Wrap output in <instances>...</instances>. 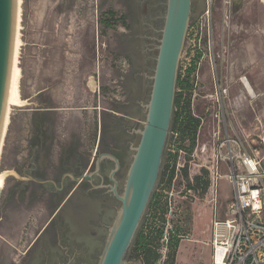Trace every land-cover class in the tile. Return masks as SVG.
Returning a JSON list of instances; mask_svg holds the SVG:
<instances>
[{"label": "rangeland", "instance_id": "374dc122", "mask_svg": "<svg viewBox=\"0 0 264 264\" xmlns=\"http://www.w3.org/2000/svg\"><path fill=\"white\" fill-rule=\"evenodd\" d=\"M167 3L21 0L18 65L22 69L19 82L24 103L11 106L1 144L0 174L5 176L0 207L5 219L0 221V264H24L27 246L52 218L53 208L66 197L46 193L36 184H29L21 197L14 191L41 141L45 140L46 147L41 149L39 160L54 167L61 164L68 149L70 154L84 153L89 160L107 149L120 150L123 167L118 173L122 184L119 192L123 191L141 138L139 131L146 121ZM194 4L197 8L191 11L187 33L192 32V25L206 9L207 0H193ZM213 13L212 50L208 45L210 34L205 30V51L190 54L186 34L179 59L177 76L182 79H186L192 64H197L189 77L192 90L183 94L184 98L191 97V109L200 117V126L193 151H178L171 186L158 184L153 190V194L171 197L173 206L167 222L169 231L163 238L165 245L159 249L162 256L156 264L169 259L168 242L177 233L183 242L175 253V264H211L209 243L215 209L209 189L202 193L203 183L198 189L193 185L197 175H205L207 168L202 164L210 166L213 159L214 132L219 128L215 75L221 92L225 89L223 104L232 112L233 124L248 138L249 151L263 160L264 171V0H216ZM243 75L246 88L240 80ZM121 111L133 118L120 119L115 112ZM175 138L170 130L167 156L177 151ZM184 142L189 146L187 140ZM54 167L44 172L50 175L58 171ZM221 172L226 174L224 168ZM88 187L76 192L54 226L62 234L70 230V248L74 254L79 253L80 263L99 264L121 203ZM216 189L218 214L228 217L232 184L223 177ZM150 216L151 208H147L138 232L146 227ZM134 243L127 257L133 256Z\"/></svg>", "mask_w": 264, "mask_h": 264}, {"label": "water", "instance_id": "95a60500", "mask_svg": "<svg viewBox=\"0 0 264 264\" xmlns=\"http://www.w3.org/2000/svg\"><path fill=\"white\" fill-rule=\"evenodd\" d=\"M193 8V0H168L157 64L152 76L151 96L146 105V121L144 129L139 131L141 138L139 145L135 147L134 160L122 192L117 189L118 180L115 176L120 160L110 153H102L97 158L95 173L104 157L115 161V167L109 175L114 182L111 191L121 203V209L106 238L99 264L127 263L133 238L158 183L174 112L179 59ZM13 9V0H0V135L13 37ZM91 176L90 172H86L76 179L80 182L83 178L91 179Z\"/></svg>", "mask_w": 264, "mask_h": 264}, {"label": "built area", "instance_id": "2783aa9c", "mask_svg": "<svg viewBox=\"0 0 264 264\" xmlns=\"http://www.w3.org/2000/svg\"><path fill=\"white\" fill-rule=\"evenodd\" d=\"M216 0H207L206 9L198 16L189 37L190 54L201 55L202 35L205 30L210 34L209 50H212L214 5ZM226 4V3H225ZM215 77L218 110L215 118L219 128L214 132L213 159L205 166L211 175L209 187L210 202L214 206L215 216L212 226L211 264H264V171L260 156L249 151V140L232 121V112L224 106L225 98L221 92L219 77ZM245 87V76L240 78ZM225 169L226 174L221 172ZM228 178L232 184L233 195L227 212L230 216L220 217L219 191L216 184L221 178ZM168 206L173 210L172 198ZM169 216V215H168ZM126 264H145L142 256L133 253L127 257Z\"/></svg>", "mask_w": 264, "mask_h": 264}, {"label": "flooded vegetation", "instance_id": "af4514ba", "mask_svg": "<svg viewBox=\"0 0 264 264\" xmlns=\"http://www.w3.org/2000/svg\"><path fill=\"white\" fill-rule=\"evenodd\" d=\"M227 4L228 2H226V5L224 6V8L226 7L225 21H228L229 19V13L226 11ZM193 6V11H195L197 5L194 4ZM240 12L242 13L241 9ZM115 114L122 120L125 117H131V115L122 111L115 112ZM68 150L69 151H66L67 153L65 152L66 154L62 156L61 164L57 167H54L51 162L50 164L47 162L43 163L39 159L36 161L34 156H32L28 161V167L22 172V174L27 177L19 178L21 182L14 189L20 197L21 193L27 189L29 184L40 185L43 187L42 189L49 194H66L63 201L53 208L54 213L52 218L37 232L35 238L27 246L25 252L23 253L24 264H38L42 262L44 264H82L79 260V253L74 254L73 251H71L69 243L73 242V239L70 238V230H65L63 234L60 233V230L56 229L54 226L55 221L61 215L64 208L77 194L76 192L81 190L85 185L89 186V191L101 190L105 195H109L111 201L118 200L111 191V187L114 185V182L109 176L110 172L115 167V161L109 157H104L98 172L95 173L97 170V158L99 154H96L97 157H92V159L89 160L88 158H85L86 156L84 157V153L80 155L74 153L70 154V149ZM104 153L115 155L118 160H120V167L115 173L118 180L117 189L120 191L122 184L118 173L123 167L120 150L107 149L104 150ZM50 167H54L55 170L58 171L47 175V173L44 172V169H49ZM86 172H90L92 174V178H83V180L78 182L76 178L81 177ZM4 219L5 216L3 215L0 207V221H3ZM82 252L83 251L80 253L82 254Z\"/></svg>", "mask_w": 264, "mask_h": 264}, {"label": "trees", "instance_id": "16d2710c", "mask_svg": "<svg viewBox=\"0 0 264 264\" xmlns=\"http://www.w3.org/2000/svg\"><path fill=\"white\" fill-rule=\"evenodd\" d=\"M198 57V56H197ZM197 68L196 62H194L191 68L187 71L186 79L177 76L176 96L173 107V116L171 120V128L176 135L175 142L177 143L176 153H164L162 167L160 171V177L158 184H163L165 188L171 186L172 180L175 176V167L177 163L178 151L180 149L190 153L193 151L196 144V135L199 128L200 117L194 115L191 109V97L184 98V91H191L193 83L190 82L191 73ZM189 142V146H186L184 141ZM42 145H37L36 155L34 159L37 161L40 158L41 149H45V140L41 141ZM45 144V145H44ZM38 158V159H37ZM205 175H197L195 178L194 189H198L200 184L203 183L201 187L202 193L208 191L211 185V175L209 170H204ZM205 177V180L202 179ZM169 196L165 193L153 194L151 200L149 201L148 208H151V216L148 218V224L146 227L141 229L139 232L137 230L133 241L135 242V254L142 256L145 264H156L161 259V253L159 249L165 245L163 243V238L165 236V231L167 228L168 215L170 212V207L168 206ZM141 223V222H140ZM141 225V224H140ZM140 227V226H139ZM172 232V230H171ZM180 233L171 235V240L168 242V246L171 247L169 251V259L165 264H175L176 251L180 245ZM133 243V242H132Z\"/></svg>", "mask_w": 264, "mask_h": 264}, {"label": "bare ground", "instance_id": "6f19581e", "mask_svg": "<svg viewBox=\"0 0 264 264\" xmlns=\"http://www.w3.org/2000/svg\"><path fill=\"white\" fill-rule=\"evenodd\" d=\"M14 9H13V37L11 42V55L9 62V69L7 75V88L5 92V106L3 110V119L1 124V135H0V151L3 137L5 134V128L9 121V111L11 106H16L17 104H23L24 100L20 97V78H21V67L18 65V46L20 44L19 38V27H20V5L21 0H13ZM246 88V87H245ZM249 89V88H248ZM5 173L0 174V189L4 184Z\"/></svg>", "mask_w": 264, "mask_h": 264}, {"label": "crops", "instance_id": "0c3cea01", "mask_svg": "<svg viewBox=\"0 0 264 264\" xmlns=\"http://www.w3.org/2000/svg\"><path fill=\"white\" fill-rule=\"evenodd\" d=\"M91 159H92V158H91ZM91 159H90V160H91ZM21 174H22V173H21ZM26 177H27V176L24 175V176L21 177V178H26ZM182 242H183V241H181V243H182ZM209 245L211 246V243H209ZM180 246H181V244H180ZM180 246H179V248H180ZM211 249H212V247H211ZM133 253L135 254V251H134Z\"/></svg>", "mask_w": 264, "mask_h": 264}]
</instances>
